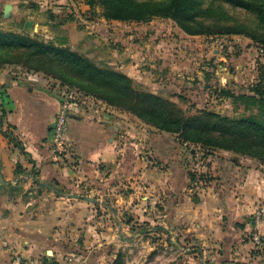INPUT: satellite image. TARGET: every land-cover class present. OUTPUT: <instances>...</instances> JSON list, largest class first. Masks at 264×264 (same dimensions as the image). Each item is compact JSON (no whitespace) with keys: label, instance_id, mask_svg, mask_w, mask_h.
I'll use <instances>...</instances> for the list:
<instances>
[{"label":"crops","instance_id":"0c3cea01","mask_svg":"<svg viewBox=\"0 0 264 264\" xmlns=\"http://www.w3.org/2000/svg\"><path fill=\"white\" fill-rule=\"evenodd\" d=\"M28 1L0 0V14L6 15L3 10L9 4L7 15L21 20L30 13L28 9H21L22 2ZM45 2L44 7L49 12L60 15L61 27L69 28L68 35L73 40L77 36L74 22H67L62 16L67 15L71 5L76 11L84 5L77 6L71 0ZM38 9L37 12L43 10ZM49 23V20L34 21L36 28L43 31ZM5 70L0 68V109L5 111L4 122L0 124V264L40 263L33 255L47 243L57 248L59 244L60 249L52 250L48 259L58 264H62L58 259L59 250L71 251L70 264H162L161 259L165 257L156 246L164 244L158 239L153 241L144 237L145 234L136 239L139 233L129 232L128 222L122 223L117 210L125 204L132 207L129 212L144 222L152 221L162 227L160 230L165 232L169 249H181L184 257L194 237L199 252L206 257L200 258L203 264H240L243 260L247 263L242 264H264L251 258L254 244L246 240L252 228L246 212L259 203L258 196H264V183L252 179L250 171L234 173L235 178L231 181L234 180L235 186L232 195L227 194L226 203L222 202L220 192L215 195L209 190L203 193L198 204L185 191L189 174L183 167L176 166L171 157V160L163 161L166 166L162 170L144 166L140 151L128 147V142L135 143L132 138L123 146L118 144L123 137L119 134L117 138L120 128L116 119L99 120L94 111L82 109L71 114L66 135V141L73 145L79 156V169L72 164L67 166L53 155L48 143L49 131L59 109L56 88L27 83L26 77L40 76L26 73L25 77L22 71H17L18 76L11 80L4 74ZM9 124L13 128L8 127ZM6 130L17 136L23 149L9 141ZM158 143L154 138L146 143L153 158L160 156ZM17 163L21 166L19 173H15ZM100 163L105 172L97 167ZM32 168L37 171L38 181L29 173ZM22 175L26 181L21 180ZM128 178H133L131 183L136 189L153 191L154 197L149 203L158 209L152 210L151 219L144 213L139 215L142 201L135 200L132 193L121 191ZM145 183L150 186L146 187ZM17 186H23V189H17ZM139 205L141 208L137 209ZM192 218L194 223H190ZM190 224L196 227L191 229ZM129 228L133 230V227ZM65 232L71 235L70 242H75L72 248L64 244L67 241H62L63 238H58ZM260 232L264 236V225L260 226ZM177 240H184L187 245L177 247ZM149 254L152 256L148 257Z\"/></svg>","mask_w":264,"mask_h":264},{"label":"rangeland","instance_id":"374dc122","mask_svg":"<svg viewBox=\"0 0 264 264\" xmlns=\"http://www.w3.org/2000/svg\"><path fill=\"white\" fill-rule=\"evenodd\" d=\"M45 1L47 0L22 2L21 9H28L30 13L22 16L21 20L16 19L12 14H6L3 17L0 14V30L27 33L39 40L64 45L99 67L112 68L127 75L137 90L152 92L173 101L186 115H192L206 109L231 117L256 115L264 120V111H259V104L247 107L242 100H234L232 96H228L221 90V88L231 90L235 95L252 94V87L261 78L264 79V52H261V49L264 50V44L260 40L262 30L257 25L256 18L252 13L240 8H233L228 4L223 5L232 17L230 23L246 26L254 31L253 37L225 31L188 35L169 18L153 16L147 21L108 20L102 15L103 10L99 5L90 6L87 4V0H71L77 6L79 4L80 7L84 5V8H79L77 11L71 5V9L66 12L67 15L62 16L67 18V22L73 20V26L77 29V36L71 40L68 35L69 28L61 27L58 18L60 15L49 12L50 10L44 7ZM38 8L43 10L37 12ZM48 20L50 23L44 27V31L34 25V21L44 22ZM27 21H29L28 26H26ZM35 59H37L33 61L35 64H45V58ZM46 64L50 65L49 63ZM10 67L12 71L8 70ZM28 67L29 64L20 63L0 65V68L7 69L4 74L8 75L11 80L14 76H18L19 71H22L25 77L26 73L40 76L38 78L26 77L23 80L27 83L35 82L49 86V88L55 87L56 93H58L59 88L64 91L66 89L80 90L81 86L75 82L71 85L63 84L44 70L34 71L29 70ZM77 81L88 84L84 79ZM93 98L95 100L85 102V108H91L99 120L107 119V117L116 119L117 126L120 128L117 138H119V134L123 137L118 144L122 143L123 146L127 144L129 138H132L135 143H132L133 141L128 142V147L140 151L144 157L141 160L144 166L151 165L155 167V170H162L166 166L163 161L172 159L176 166L183 167L188 174L192 173L195 176V179L189 180V185L185 191L198 204L203 193L206 194V191L209 190L215 195L220 192L223 196V198L221 196L222 202L226 203L227 194L231 196V190L235 186L234 180L231 181V179L235 178L234 173L237 172L248 173L250 171L252 179L264 183V163L255 158L223 149H211L209 151L208 148H204L200 144L183 142L176 133L159 130L128 110L108 104L94 95ZM151 138L157 139L159 142L160 156L158 158H153L148 152L150 148L146 143H149ZM138 142L142 144L140 145ZM49 148L53 155L60 158L59 161L62 160L63 164L67 166L72 164L78 168L79 156H77L72 144H66L61 150ZM97 167L101 172H105L102 163L98 164ZM33 172L34 174L31 173V176L37 180V171L34 169ZM26 179L22 175L21 180L26 181ZM124 181L121 191L124 194L131 195L132 193L135 200L142 201L140 203H143V207L138 213L139 215L144 213L151 219L152 210L158 209V207H154L155 204L149 203L154 197L153 191L136 189L134 183H131L134 181L133 178ZM144 185L150 186L147 183ZM17 187V189H23V186ZM36 188L40 190V187L36 186ZM53 188L58 189L55 186ZM58 191L61 190L58 189ZM143 197L145 198L142 200ZM258 198L259 203H255L254 209L246 212L252 225L247 236L249 239L246 240L254 244V234L255 232L259 233L260 242L252 246L250 256L255 261L264 262V236L260 232V226L264 225V196L261 195ZM261 200L262 202H260ZM131 208L125 204L122 209L117 210L122 223L128 222L129 232L139 233L135 236L136 239L145 234L147 236L144 237H149L153 241L158 239L159 243L164 244V246H159V244L156 246L157 248L160 247L159 252L165 257L161 259L162 264H175L176 262L179 264H203L200 258H203L204 255L199 252V244L198 241H195L196 238L193 237L194 240L187 246V256L184 257L181 249H169L163 230H158L154 222H144L136 214L129 212ZM140 208L139 205L137 209ZM257 211L261 212V223L256 229L254 220ZM192 221L190 223L195 222L194 218ZM129 227H133V230ZM190 227L193 229L196 226L190 224ZM122 233L125 235L124 230ZM70 236L65 232L58 238H63L62 241H67L64 244L72 248L71 245L75 242H70L72 240V238L69 239ZM127 237L133 238L134 236ZM61 239L57 241H61ZM177 242V247L187 245L183 243L184 240H177ZM42 245L41 251L37 255H33V259L38 260L39 264H48V262H44L46 256L49 259L52 256L51 251L57 247L50 246L48 243ZM61 248L66 250L65 247ZM57 249H60L59 244ZM57 254L62 264H70V259L73 256L71 251L59 250ZM151 256L148 255V257ZM172 257L176 259H170ZM239 263L247 262L243 260Z\"/></svg>","mask_w":264,"mask_h":264},{"label":"trees","instance_id":"16d2710c","mask_svg":"<svg viewBox=\"0 0 264 264\" xmlns=\"http://www.w3.org/2000/svg\"><path fill=\"white\" fill-rule=\"evenodd\" d=\"M87 4L99 5L108 20L147 21L153 16H161L173 20L188 35L225 31L253 37L254 31L246 26L230 23L232 17L223 7L228 4L255 16L262 30L260 40L264 44V0H87ZM35 58H45L42 59L45 64H35ZM6 63L29 64V70H44L63 84L75 82L85 93L128 110L159 130L176 133L183 142L200 144L209 151H232L264 163V120L256 115L231 117L206 109L186 115L173 101L134 88L127 75L112 68L99 67L64 45L39 40L27 33L0 30V65ZM79 79L88 84L78 82ZM221 90L234 100H242L247 107L259 104V111H264L262 78L252 87V94L235 95L231 90ZM4 118L5 111L0 109V124ZM8 127L13 128L10 124ZM5 134L16 147L23 149L11 130H6ZM19 172L21 166L17 163L15 173ZM29 173L34 174L33 170ZM189 177L195 179L192 173ZM156 228L162 229L160 226ZM47 260L46 256L45 263L56 264Z\"/></svg>","mask_w":264,"mask_h":264},{"label":"built area","instance_id":"2783aa9c","mask_svg":"<svg viewBox=\"0 0 264 264\" xmlns=\"http://www.w3.org/2000/svg\"><path fill=\"white\" fill-rule=\"evenodd\" d=\"M261 52H264L261 49ZM59 95V109L55 114L53 123L51 125L48 143L49 146L55 150H61L63 146L69 144L66 141V135L68 131V118L77 109H82L85 111H92L91 108H85V102L93 101V95L85 93L76 89H66L65 91L58 90ZM95 100V99H94ZM83 106V107H82ZM70 145V144H69ZM261 212L257 211L255 216V228L257 229L261 223ZM254 244L260 242V236L258 232L254 234ZM39 264V263H34Z\"/></svg>","mask_w":264,"mask_h":264},{"label":"water","instance_id":"95a60500","mask_svg":"<svg viewBox=\"0 0 264 264\" xmlns=\"http://www.w3.org/2000/svg\"><path fill=\"white\" fill-rule=\"evenodd\" d=\"M9 10H10V5L6 4L3 10L4 14H7ZM28 24H29V21L26 22V26H28Z\"/></svg>","mask_w":264,"mask_h":264}]
</instances>
